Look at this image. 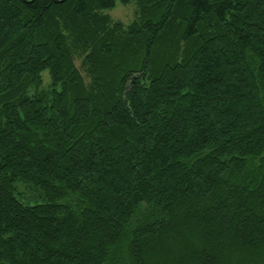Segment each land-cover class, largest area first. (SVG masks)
I'll return each mask as SVG.
<instances>
[{
	"label": "trees",
	"instance_id": "16d2710c",
	"mask_svg": "<svg viewBox=\"0 0 264 264\" xmlns=\"http://www.w3.org/2000/svg\"><path fill=\"white\" fill-rule=\"evenodd\" d=\"M0 264H264V0H0Z\"/></svg>",
	"mask_w": 264,
	"mask_h": 264
},
{
	"label": "rangeland",
	"instance_id": "374dc122",
	"mask_svg": "<svg viewBox=\"0 0 264 264\" xmlns=\"http://www.w3.org/2000/svg\"><path fill=\"white\" fill-rule=\"evenodd\" d=\"M107 13L115 20H121L123 22H130L135 17V4L133 2L129 4H122L117 2L116 6L110 10H107ZM78 66L80 65L77 62ZM19 197L21 198V184H18Z\"/></svg>",
	"mask_w": 264,
	"mask_h": 264
}]
</instances>
